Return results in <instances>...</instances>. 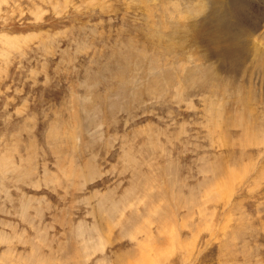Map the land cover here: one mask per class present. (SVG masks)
I'll list each match as a JSON object with an SVG mask.
<instances>
[{
  "label": "rangeland",
  "instance_id": "374dc122",
  "mask_svg": "<svg viewBox=\"0 0 264 264\" xmlns=\"http://www.w3.org/2000/svg\"><path fill=\"white\" fill-rule=\"evenodd\" d=\"M0 264H264V0H0Z\"/></svg>",
  "mask_w": 264,
  "mask_h": 264
}]
</instances>
